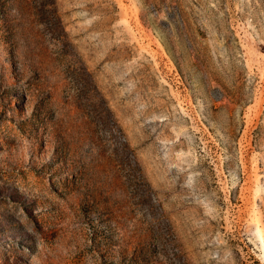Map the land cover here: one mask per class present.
<instances>
[{
	"label": "rangeland",
	"instance_id": "1",
	"mask_svg": "<svg viewBox=\"0 0 264 264\" xmlns=\"http://www.w3.org/2000/svg\"><path fill=\"white\" fill-rule=\"evenodd\" d=\"M0 264H264V0H0Z\"/></svg>",
	"mask_w": 264,
	"mask_h": 264
}]
</instances>
